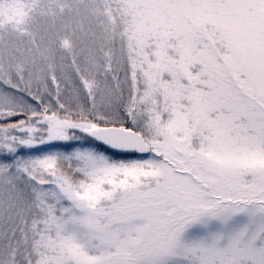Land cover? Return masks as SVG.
<instances>
[{
    "label": "snow or ice",
    "instance_id": "obj_1",
    "mask_svg": "<svg viewBox=\"0 0 264 264\" xmlns=\"http://www.w3.org/2000/svg\"><path fill=\"white\" fill-rule=\"evenodd\" d=\"M0 264H264V0H0Z\"/></svg>",
    "mask_w": 264,
    "mask_h": 264
}]
</instances>
